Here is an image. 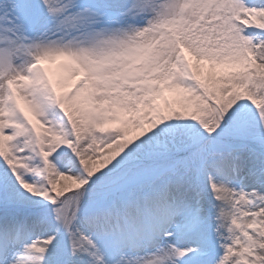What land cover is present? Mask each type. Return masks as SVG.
<instances>
[{"label":"snow or ice","instance_id":"6c2138e0","mask_svg":"<svg viewBox=\"0 0 264 264\" xmlns=\"http://www.w3.org/2000/svg\"><path fill=\"white\" fill-rule=\"evenodd\" d=\"M0 264H264V0H0Z\"/></svg>","mask_w":264,"mask_h":264},{"label":"bare ground","instance_id":"6f19581e","mask_svg":"<svg viewBox=\"0 0 264 264\" xmlns=\"http://www.w3.org/2000/svg\"><path fill=\"white\" fill-rule=\"evenodd\" d=\"M51 67L53 68V70H55V65H52ZM68 85H69V87H71V85H72V81L71 80H69Z\"/></svg>","mask_w":264,"mask_h":264}]
</instances>
